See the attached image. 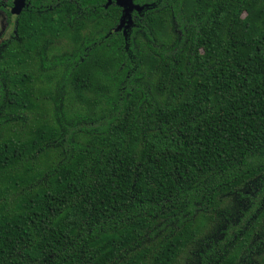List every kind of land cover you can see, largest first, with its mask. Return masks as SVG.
<instances>
[{
    "label": "trees",
    "instance_id": "trees-1",
    "mask_svg": "<svg viewBox=\"0 0 264 264\" xmlns=\"http://www.w3.org/2000/svg\"><path fill=\"white\" fill-rule=\"evenodd\" d=\"M132 4L0 44V264H264V0Z\"/></svg>",
    "mask_w": 264,
    "mask_h": 264
},
{
    "label": "flooded vegetation",
    "instance_id": "flooded-vegetation-1",
    "mask_svg": "<svg viewBox=\"0 0 264 264\" xmlns=\"http://www.w3.org/2000/svg\"><path fill=\"white\" fill-rule=\"evenodd\" d=\"M53 2V0H51ZM17 0H0V19H2V28L0 33V44L12 38L13 24L15 18L24 10L27 0H24V6L18 14L13 12Z\"/></svg>",
    "mask_w": 264,
    "mask_h": 264
},
{
    "label": "water",
    "instance_id": "water-1",
    "mask_svg": "<svg viewBox=\"0 0 264 264\" xmlns=\"http://www.w3.org/2000/svg\"><path fill=\"white\" fill-rule=\"evenodd\" d=\"M111 0H108V4H110ZM116 3L118 5H124L126 7L124 16L130 19L129 13L134 9V6L132 4V0H116ZM24 6V0H17V2L14 5L13 12L18 14L21 10V8ZM124 25V22H121V24L117 27V30H120Z\"/></svg>",
    "mask_w": 264,
    "mask_h": 264
},
{
    "label": "rangeland",
    "instance_id": "rangeland-1",
    "mask_svg": "<svg viewBox=\"0 0 264 264\" xmlns=\"http://www.w3.org/2000/svg\"><path fill=\"white\" fill-rule=\"evenodd\" d=\"M1 23H2V19H0V33H1L2 25H3V24H1Z\"/></svg>",
    "mask_w": 264,
    "mask_h": 264
}]
</instances>
